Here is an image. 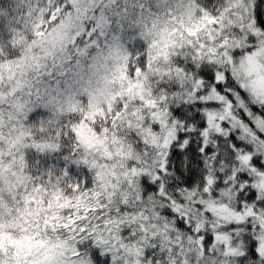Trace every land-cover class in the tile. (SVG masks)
<instances>
[{
    "label": "snow or ice",
    "instance_id": "6c2138e0",
    "mask_svg": "<svg viewBox=\"0 0 264 264\" xmlns=\"http://www.w3.org/2000/svg\"><path fill=\"white\" fill-rule=\"evenodd\" d=\"M0 264H264V0H0Z\"/></svg>",
    "mask_w": 264,
    "mask_h": 264
}]
</instances>
